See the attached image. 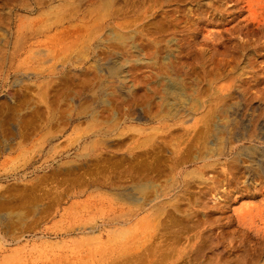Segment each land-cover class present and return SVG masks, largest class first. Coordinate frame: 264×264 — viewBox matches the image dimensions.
<instances>
[{
    "label": "rangeland",
    "instance_id": "rangeland-1",
    "mask_svg": "<svg viewBox=\"0 0 264 264\" xmlns=\"http://www.w3.org/2000/svg\"><path fill=\"white\" fill-rule=\"evenodd\" d=\"M155 263L264 264V0H0V264Z\"/></svg>",
    "mask_w": 264,
    "mask_h": 264
},
{
    "label": "bare ground",
    "instance_id": "bare-ground-1",
    "mask_svg": "<svg viewBox=\"0 0 264 264\" xmlns=\"http://www.w3.org/2000/svg\"><path fill=\"white\" fill-rule=\"evenodd\" d=\"M106 1V0H105ZM109 2V1H107ZM70 4V3H69ZM71 7V6H70ZM54 8V7H53ZM47 13V12H46ZM53 13V12H52ZM57 16V15H56ZM58 17V16H57ZM99 17V16H98ZM97 17V19H98ZM90 30V29H89ZM99 30V29H98ZM89 34V33H88ZM91 34V33H90ZM119 40V39H118ZM179 87V86H178ZM177 87V84L173 85L172 83H170V85L168 86V89L171 90L172 92L175 93H180V95L182 96V93L179 91V88ZM41 94V93H40ZM179 95V96H180ZM31 120V119H30ZM149 141V140H148ZM127 198V197H126ZM23 219V218H22ZM91 227V226H90ZM89 228V227H88ZM92 229V228H91ZM93 237V236H92ZM107 242V241H106ZM156 264V263H155Z\"/></svg>",
    "mask_w": 264,
    "mask_h": 264
}]
</instances>
